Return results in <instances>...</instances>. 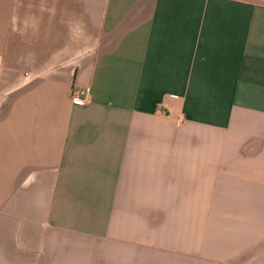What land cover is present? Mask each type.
Returning <instances> with one entry per match:
<instances>
[{
	"label": "crops",
	"instance_id": "crops-1",
	"mask_svg": "<svg viewBox=\"0 0 264 264\" xmlns=\"http://www.w3.org/2000/svg\"><path fill=\"white\" fill-rule=\"evenodd\" d=\"M0 264H264V0H0Z\"/></svg>",
	"mask_w": 264,
	"mask_h": 264
},
{
	"label": "built area",
	"instance_id": "built-area-1",
	"mask_svg": "<svg viewBox=\"0 0 264 264\" xmlns=\"http://www.w3.org/2000/svg\"><path fill=\"white\" fill-rule=\"evenodd\" d=\"M89 96V88H81L73 93L72 101L74 104L83 105L88 101Z\"/></svg>",
	"mask_w": 264,
	"mask_h": 264
}]
</instances>
